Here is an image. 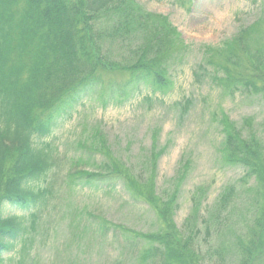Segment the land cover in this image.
<instances>
[{
	"label": "rangeland",
	"instance_id": "rangeland-1",
	"mask_svg": "<svg viewBox=\"0 0 264 264\" xmlns=\"http://www.w3.org/2000/svg\"><path fill=\"white\" fill-rule=\"evenodd\" d=\"M261 1L135 0L168 27L172 48L163 62L180 52L167 73L172 82L165 91L144 87L121 105L105 106L96 96L89 97L59 122L49 137L58 158L50 174L53 194L31 232L34 246L27 264H159L149 257L150 240L165 229V210L184 236L195 232L193 223L199 216H224L211 235L200 223L199 255L205 264L217 263L221 256L236 264L227 249L262 216L264 189L258 176L246 177L242 166L223 161L221 142L226 125H235L243 137L255 136L262 143L259 158L264 164V96L229 94L196 72L206 48L222 53L242 28L264 13ZM114 41L109 39L110 59L132 60L129 49ZM246 41L243 63L232 69L237 76L251 74V60L264 43V31ZM109 43L102 39L103 46ZM129 75L105 73L106 79L125 80ZM68 173L78 179L98 176L96 181L110 175L124 182L110 189L81 181L70 184ZM177 191L176 205L167 204ZM224 193L232 201L218 212ZM5 258L3 264H16L18 254Z\"/></svg>",
	"mask_w": 264,
	"mask_h": 264
},
{
	"label": "trees",
	"instance_id": "trees-1",
	"mask_svg": "<svg viewBox=\"0 0 264 264\" xmlns=\"http://www.w3.org/2000/svg\"><path fill=\"white\" fill-rule=\"evenodd\" d=\"M260 3L264 8V0ZM155 15L135 0H0V264L10 254H18L16 264L29 260L34 246L31 232L53 194L50 174L58 158L49 137L59 122L89 97L96 96L105 106L121 105L142 93L144 87L165 91L172 82L167 73L181 55L172 53L163 62L172 44L168 27ZM263 31L264 13L242 28L222 53L218 48H206L196 76H209L229 94L264 96V43L251 60L250 75L237 76L232 70L243 63L241 54L248 36L258 38ZM105 38L108 43L115 40L127 47L132 60L112 61L111 42L107 47L102 44ZM178 49L175 45L174 50ZM111 70L130 75L125 80L106 79L105 73ZM223 132V161L242 166L246 177L258 176L264 189V164L259 158L262 143L255 136L243 137L233 124L226 125ZM97 177L86 174L78 179L68 173L70 184L81 181L79 184L110 189L124 182L110 175L100 176V181ZM178 197L177 191L167 204L176 205ZM231 201L230 194L224 193L216 210L226 209ZM166 212L165 229L152 236L149 257L159 264H205L199 255L200 223L208 235L219 230L216 225L222 224L224 216L198 215L193 223L195 232L184 236ZM233 243V248L227 249L235 259L231 258L232 263L264 264V210L247 235ZM9 260L13 262V256ZM228 262L221 256L214 264Z\"/></svg>",
	"mask_w": 264,
	"mask_h": 264
}]
</instances>
